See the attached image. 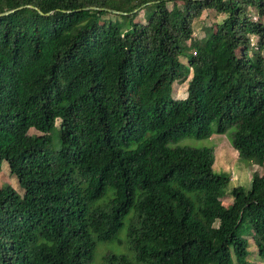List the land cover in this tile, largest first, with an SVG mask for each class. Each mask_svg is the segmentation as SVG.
<instances>
[{
  "label": "trees",
  "instance_id": "trees-1",
  "mask_svg": "<svg viewBox=\"0 0 264 264\" xmlns=\"http://www.w3.org/2000/svg\"><path fill=\"white\" fill-rule=\"evenodd\" d=\"M9 10L0 167L23 194L0 187V264H90L126 217L127 252L102 264H249L247 236L264 261V175L223 206L230 176L212 172L213 152L171 146L232 130L238 159L264 162V22L251 15L264 0H0ZM204 11L225 18L198 37Z\"/></svg>",
  "mask_w": 264,
  "mask_h": 264
},
{
  "label": "rangeland",
  "instance_id": "rangeland-1",
  "mask_svg": "<svg viewBox=\"0 0 264 264\" xmlns=\"http://www.w3.org/2000/svg\"><path fill=\"white\" fill-rule=\"evenodd\" d=\"M251 15H253L256 20L264 22V16L259 19L254 12H251ZM224 18L225 15L223 14L218 15L212 14L210 11H204L199 20L194 23V32L197 33L198 37H202L204 34V28L214 27L216 24L221 23ZM138 19L143 21L142 15H140ZM186 89L187 82L174 83L171 89V97L174 100H184L187 97ZM231 132L232 130H229L223 135L211 134L207 138L200 139L184 138L176 144L171 145L172 147L205 148L213 152L214 164L212 166V172L219 175L228 174L230 176V182L228 183L225 196L219 201L223 206H227L231 203V197L229 195V190L231 188L241 186L244 189L249 190L252 175L254 173L264 175V162L259 165L248 160L238 159V154L232 145ZM28 133L29 135H39L34 129H31ZM6 184L10 185L20 195L23 194V190L19 187L17 179L10 174L7 163L3 162L0 167V187ZM110 193L111 192L109 191L108 196ZM127 221L128 217L124 220V226L117 236V241L112 243H99L96 245L90 264H102V258L106 253L125 254L127 252L123 243L125 241ZM247 237L250 251V255L247 258L249 264H264V261L257 257L256 248L254 247L250 236ZM118 241H122V244Z\"/></svg>",
  "mask_w": 264,
  "mask_h": 264
},
{
  "label": "water",
  "instance_id": "water-1",
  "mask_svg": "<svg viewBox=\"0 0 264 264\" xmlns=\"http://www.w3.org/2000/svg\"><path fill=\"white\" fill-rule=\"evenodd\" d=\"M96 8L95 7H92V8H87L86 10H95ZM15 10H9V11H5V12H3V13H0V16H6V15H8V14H10V13H12V12H14ZM112 13H115V14H123V15H125L124 13H120V12H116V11H111ZM50 13H48V15H49Z\"/></svg>",
  "mask_w": 264,
  "mask_h": 264
}]
</instances>
